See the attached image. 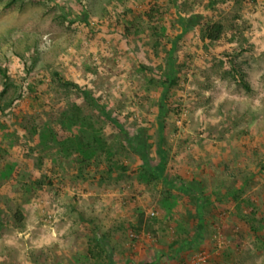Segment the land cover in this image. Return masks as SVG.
<instances>
[{"label": "rangeland", "instance_id": "374dc122", "mask_svg": "<svg viewBox=\"0 0 264 264\" xmlns=\"http://www.w3.org/2000/svg\"><path fill=\"white\" fill-rule=\"evenodd\" d=\"M0 264H264V0H0Z\"/></svg>", "mask_w": 264, "mask_h": 264}, {"label": "trees", "instance_id": "16d2710c", "mask_svg": "<svg viewBox=\"0 0 264 264\" xmlns=\"http://www.w3.org/2000/svg\"><path fill=\"white\" fill-rule=\"evenodd\" d=\"M197 17L194 15L193 17H189L188 21H193L192 25H194L197 22ZM223 32V24L220 22H215L211 24H207L205 27V37L208 38L209 40H218ZM74 84V83H72ZM75 85V84H74ZM104 107H101V109Z\"/></svg>", "mask_w": 264, "mask_h": 264}]
</instances>
